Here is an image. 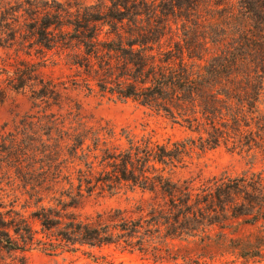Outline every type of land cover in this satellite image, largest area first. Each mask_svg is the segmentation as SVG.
Listing matches in <instances>:
<instances>
[{
  "label": "trees",
  "instance_id": "1",
  "mask_svg": "<svg viewBox=\"0 0 264 264\" xmlns=\"http://www.w3.org/2000/svg\"><path fill=\"white\" fill-rule=\"evenodd\" d=\"M37 49L63 56L76 89L131 99L191 136L158 144L108 122L89 125L77 104L64 107L68 87L44 73L47 59L30 58ZM263 87L264 0H0V100L27 89L31 101L11 129L0 128V209L12 199L0 211V249L41 246L54 256L59 245L114 244L160 255L168 240L231 219L264 221ZM221 145L251 165L261 156V170L224 172L199 188L172 180L193 150ZM123 189L152 198L136 203L135 216L82 212L95 190ZM17 192L29 217L16 210ZM243 249L240 256L260 252Z\"/></svg>",
  "mask_w": 264,
  "mask_h": 264
},
{
  "label": "rangeland",
  "instance_id": "2",
  "mask_svg": "<svg viewBox=\"0 0 264 264\" xmlns=\"http://www.w3.org/2000/svg\"><path fill=\"white\" fill-rule=\"evenodd\" d=\"M94 1L83 0L86 4H92ZM30 58L34 61L47 59L43 68L44 73L68 87L67 103L64 107L67 105L73 107L77 104L83 120L89 125L99 121L108 122L117 131L126 129L138 138L151 137L152 141L158 144H171L191 136L185 128L174 124L163 113H157L131 99L121 102L112 101L100 97L95 91L88 93L83 89H76L72 84L76 70L68 68L63 56L54 51L32 50ZM203 60L194 63L202 65ZM29 96V90L25 89L8 92L6 97L0 100V128L6 125V130L11 129L12 122L29 111L31 108ZM260 109L264 113V87L260 98ZM184 163L172 170L171 178L174 181L193 180L195 188L224 172L236 175L250 167L254 171H260L263 165L261 156H258L251 165L245 153L233 151L230 146L223 145L205 152L195 149ZM16 194L20 198L16 210H21L25 217H29L32 209H20L23 197L18 192ZM151 198L152 195L142 193L138 189L133 191L123 189L116 193L95 190L84 202L82 212L94 216L96 213L121 209L131 215L137 202ZM11 200V197L5 198V208L0 211L7 210ZM261 212L264 214V206ZM248 220L247 218L231 219L224 229L211 226L204 234L200 233L189 240H168L167 244H162L160 255L149 246L145 252H138L123 250L113 244L93 248L59 245L56 255L53 256L45 253L41 246H35L24 253L0 249V264H22V259L25 264H264V240L261 227L264 221L257 219L256 223L250 224ZM29 222L34 229H39L37 222L31 219ZM37 238H41V235L38 234ZM251 244L258 247L259 255L240 256L239 250L250 249Z\"/></svg>",
  "mask_w": 264,
  "mask_h": 264
}]
</instances>
